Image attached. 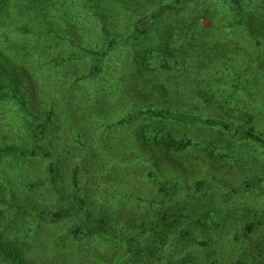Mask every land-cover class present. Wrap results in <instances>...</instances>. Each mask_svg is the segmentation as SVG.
<instances>
[{"label": "trees", "instance_id": "16d2710c", "mask_svg": "<svg viewBox=\"0 0 264 264\" xmlns=\"http://www.w3.org/2000/svg\"><path fill=\"white\" fill-rule=\"evenodd\" d=\"M131 1L132 7L127 0H0V107L8 104L14 108V121L27 136L26 141H23L24 146L17 147L2 144L1 138L4 136L1 131L0 157H15L18 160L30 158L33 164L37 162L42 165L45 158L50 159L58 152H61L60 155L73 154L74 163L71 161V171L67 172L71 173L70 187L73 195L58 186L63 183L61 170L64 165H58L59 160L43 168L40 175L45 174L46 178L50 176L49 186L51 184L58 190L61 199L72 202L74 210L68 213L41 210L34 212L31 220L47 224L59 222L67 216H77L75 226L69 230V238L73 242L77 241L71 248L76 252L78 263L83 259L85 263L92 259L87 264H95L93 258L99 253L96 261L98 264H162L163 253H167V260L171 264H253V256L264 251V228L258 234L255 245H250L251 237L262 226L263 220L259 221L258 213L249 215L235 228H228V240L237 247L234 259L219 247L211 248L219 245L216 242L219 236H206L200 229L220 226L224 218L220 220L215 215L214 219L197 206L187 211L178 207V203L183 195L194 198L208 190L218 195L217 192L222 191L225 185L219 179L224 181L228 178L209 177V181H202L200 178L205 170L201 169L190 175L195 166L192 163L188 170L185 161H189L186 156L194 150L193 142L164 132L145 130L141 122L213 129L262 152L264 134L254 126H248L251 123L240 115L236 117L242 124L233 119L235 116L231 108H238L240 101L235 98L238 90L236 85L233 87L235 93L222 92L219 94L221 98L216 99L223 110L219 113L224 114L202 116L195 112H185L181 110L178 101L171 98L172 92L166 87L164 90L167 93L160 95L155 106L133 110L134 99L126 100L125 95L128 96L140 84L139 79L145 71L146 63L137 62V53L141 51L137 48L131 59L127 60L130 73L128 80H124L121 75V67H125L124 60L116 47L123 48L126 43L134 46L135 42L152 34L155 27L170 16H173L170 18L173 21L168 23L169 26L163 25L172 29L179 23L178 14L182 5L189 0H163L157 5L156 0H153L149 8L141 0ZM213 1L225 10L226 15L221 20L217 19L219 15L213 14L212 7L204 11L195 9L193 13H206L204 18L212 17L216 20L219 34L215 32V35L228 33L230 28L251 30L253 37L264 35V0ZM193 5L196 6L195 3ZM130 9L132 14L129 13ZM123 19H126V23L122 22ZM117 24L122 25L123 29L127 24L125 34L116 31ZM188 29L191 30V27ZM96 30L98 38L94 35ZM15 31L20 33L21 38H10ZM200 32L197 30L196 35ZM207 34L210 35L209 32ZM193 35V32L190 33L185 45L191 42ZM255 40L257 46H261L258 38ZM164 53L168 54L170 61L165 68L177 69L176 63L171 62V56L176 55L177 51L168 47ZM111 55L119 61L112 60L115 62L114 72L108 66ZM47 65L63 73L62 83L53 89L56 96L53 105L56 104L61 113L65 114V127L69 128L58 141L54 139L57 138L56 134L51 133V117L54 112L49 111L46 118L41 119L45 110H31L25 98L24 82L34 77V74L41 75ZM147 70L148 78L152 77V73L156 75V53ZM108 83L111 89L105 93ZM95 85L98 86L99 94ZM252 119L249 117V120ZM79 125L86 127L81 129ZM124 130L127 136L122 135ZM177 172L183 176H175ZM126 175L128 179L124 183ZM142 179L153 187V193L146 198L133 192L137 180ZM183 179L186 183H183ZM250 182L244 181V187L248 190ZM0 183L8 186L0 185V206L4 202L9 207L13 206L4 196L6 190H13V186L7 181L0 180ZM127 212H132L135 218L128 221ZM4 213L5 209H0V218ZM112 214L117 218L114 222L118 227L113 232L116 234L114 237L110 236L108 230ZM23 223L24 220L20 219L12 231L0 230V264H30L29 261L33 260L43 261L44 264L47 253L56 264H67L68 256L74 260V252L64 255L57 243L51 246L39 243L36 250H43L45 256L30 260L21 249L30 251L33 245L27 242L19 245L17 240L18 229ZM138 235H150L149 239H153V243L146 241L140 248L137 237H133ZM91 237L97 242L91 243L93 247L87 245L89 248L86 253L84 242ZM167 237L172 238V241L167 242ZM114 244H117L115 252L118 255L115 254L108 261L106 255ZM189 247L192 250H204L198 255L177 254L178 250ZM220 254L229 256V260H223Z\"/></svg>", "mask_w": 264, "mask_h": 264}, {"label": "rangeland", "instance_id": "374dc122", "mask_svg": "<svg viewBox=\"0 0 264 264\" xmlns=\"http://www.w3.org/2000/svg\"><path fill=\"white\" fill-rule=\"evenodd\" d=\"M127 1L132 7L133 2L131 0ZM141 1L142 3H147L148 8L153 3V0ZM161 1L163 2V0H156V5ZM194 3L196 6L193 5ZM211 7L213 14L220 16L217 19L221 20L225 17V10L220 8L216 4V1L189 0V2L182 5V10L178 14L179 23H176L172 29L165 26L173 21L170 19L173 16H170L163 20L164 22L160 26L157 25L156 29H153L152 34L150 33L149 36L135 42L134 46L126 43L127 45L123 48L118 49L116 47L120 57L124 60L125 69L121 67V75L124 77V80H128V73H130L127 60L131 59V55L137 48L141 50L137 53V62L139 64L146 63L144 67L145 71L139 79L140 84L128 96L125 95V98L126 100L130 98L134 99L133 110L150 107V105L155 106L157 100L161 98L160 95L167 93L164 90L166 87L169 92H172L170 94L171 98L178 101L181 110L199 113L202 116H212L213 114H224L219 113V111L223 112V110L221 109L222 106L216 103V99L220 97L219 94L222 92L235 93L236 90L233 87L236 85L238 90L235 98L240 101L238 102V108H231L233 116H235L233 119L242 124L240 119L236 117L240 115L243 119H246V122L248 120L251 123L247 124L248 126H254L257 131L264 134V35L261 34V36L253 37L251 30L238 28H230L228 33L215 35V32L218 33L217 28L219 24L216 23L217 21L212 17L211 19L204 18L207 15L206 13L201 15L193 13L195 9L204 11L206 8L210 9ZM223 8L225 7L223 6ZM129 13H133L131 9ZM175 14L177 15V13ZM244 15L247 18L246 14ZM122 22L126 23V19H123ZM121 26L117 24L116 31L125 34L127 24L124 25V29ZM188 27H191V30ZM197 30H201L199 35H196ZM189 32L194 33L192 36L194 38H192L189 44L185 45L189 41ZM98 34V30H96L94 34L95 38H98ZM10 38L19 39L21 36L19 32L15 31ZM215 38L216 40H214ZM256 38L261 42V46L259 47L257 46ZM168 47L177 51L176 55L173 54L171 56V62L172 64L176 63L177 69L172 67H169V69L165 68L166 64L170 62H168V54L164 53ZM206 52H208V56L204 57ZM155 53L156 75L152 73V77L148 78V64ZM112 60L119 62L117 57L110 56L108 66L111 71L115 69V62ZM50 66L44 67L41 75L34 74V77L28 78L24 82L26 90L25 98L31 110L36 112H41L42 109L45 110L41 119H45L49 111L54 112L51 117V133L56 134L57 138L54 139L58 141L61 140V134L64 136L69 127H65V122H67L65 114L61 113L56 104L53 105L56 102L53 89L62 83L63 73H60L58 68H49ZM97 83L101 82L98 81ZM110 85V83L106 84L105 93L111 89ZM95 90L99 94L97 85H95ZM233 110L236 112L235 114ZM14 111V108H11L8 104L0 107V132L2 131V135L5 137L0 138L2 144H13L17 147L19 145L23 147V141H26L27 136L24 135L19 125L14 121ZM249 117L253 119L249 120ZM143 124V129L156 130L157 133L164 132L172 137L183 138L189 142H193L192 150H194L191 151L189 156H186L189 161H185V166L188 170L192 163L195 166V169H191L190 175L197 171L199 172L201 169L202 171L205 170L202 175L199 174L202 181H209V177L228 178V180L224 179L225 182L219 179L225 185L222 191L217 192L218 195L213 190H208V192L201 193L194 198L183 195L178 203V207L181 206L187 211L197 206L214 219L215 215H218L220 220L224 218L220 226L215 225L209 228L205 227V230L200 229L205 232L204 235L206 236H219V239L216 241L219 245H213L211 248L218 249L219 247L220 250L227 252L230 258L233 256L234 259L237 247L233 246L234 244H231L228 240V228L231 227L233 229L236 224H241L249 215L258 213L259 221H263L262 226L258 227V230L250 239V245L254 246L258 234L264 228V152L243 143L241 140L232 138L226 134L223 135L213 129L178 126L175 124L159 125L156 122L150 121L141 122V125ZM79 127L85 129L86 126L82 127L79 125ZM119 135L121 137L122 135L127 136L126 130H124L122 135L121 133ZM125 140H127L126 137ZM50 143L54 144L53 141H50ZM209 148L213 149V151ZM60 154L61 152H58V154L53 155L50 159L45 158L46 160L42 161V165L37 162L33 164V159L30 158L18 160L15 157H0V180L7 181L13 186V190L9 188L11 192L6 190L4 193L5 199L8 200V203L10 201L13 206L9 207L6 202L0 206V209H5L3 218H0V230L8 232L10 229L12 231V227L15 228L14 224L16 222H19L20 219L24 220V223L18 229L20 231L17 233V240L19 241V245L25 242L33 245L30 251L21 249L30 260H33L35 257L45 256L43 250H36L40 244L45 245L47 243L48 246H51L57 243L58 248L67 256L68 253L74 252L71 245L77 243V241L73 242L69 238V230L75 226L77 216H67L59 222L47 224L31 220V218H34V212H41V210H60L67 213L74 210L75 206L72 202L68 203L69 201L61 199L58 190L54 189L51 184L49 186L50 176L46 178L45 174L40 175L43 172V168L46 169L52 161L59 160L58 165H64L61 170V177L63 178L61 180L63 183L58 186L62 187L65 190L64 192L73 195L70 187L71 173H67L71 171L69 167L71 161L74 163L73 154ZM175 176L183 175H179L177 172ZM124 178L125 183L128 175L124 176ZM246 180H251L249 190L247 187H244V181ZM227 182L228 185L226 184ZM183 183H186L185 179H183ZM211 184L213 185V183ZM0 185L3 187L7 186H4L2 183ZM133 188H135L133 192L138 194V196L141 195V198H146L153 193L152 185L143 179L137 180ZM126 218L130 221L135 217L132 215V212H127ZM114 219L117 218L112 214L108 229L111 237L116 235L113 232L118 228ZM28 228H30V231ZM149 236L138 235L133 237H137V243L142 248L146 241L153 243V239H149ZM166 240L170 242L172 238L167 237ZM93 241L94 243L97 242L93 237L85 240L84 249L86 253L89 247H93L91 245ZM65 245L67 246L64 247ZM87 245L90 246L87 247ZM116 246L117 244H114V247L110 249V253L106 255L108 261L115 254L118 255V252H115ZM98 248L99 244L96 246L97 252ZM203 250L204 248L192 250L189 247L185 248V250H178L177 254H181V256L198 255ZM246 250L249 249L246 248ZM73 255L74 260L69 256L66 258L67 264H87L92 260H87L88 262L85 263L83 259L78 263L76 261V252ZM220 255L223 260H229V256ZM253 257L255 258L253 264H256V262L264 264V251L257 253ZM98 258L99 253L97 257L93 258L95 264L99 263L96 262ZM163 258L162 264H171V261L167 260V253H163ZM53 260L52 256L47 253L44 264H56ZM29 262L30 264L32 262L34 264H43V261L40 260Z\"/></svg>", "mask_w": 264, "mask_h": 264}]
</instances>
